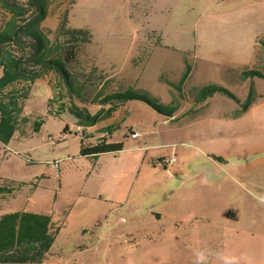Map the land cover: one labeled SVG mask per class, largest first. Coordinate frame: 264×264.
<instances>
[{
  "label": "rangeland",
  "instance_id": "rangeland-1",
  "mask_svg": "<svg viewBox=\"0 0 264 264\" xmlns=\"http://www.w3.org/2000/svg\"><path fill=\"white\" fill-rule=\"evenodd\" d=\"M66 14L92 35L70 64L89 82L92 113L100 91L127 87L164 104L176 95L181 107L173 118L128 101L113 136L125 148L83 156L81 133L97 143L107 130H78L65 109L49 115L53 96L54 109L83 105L52 70L63 100L38 79L23 112L29 122L0 141V184L17 187L1 199L0 216H51L57 233L44 264H194L198 249L210 252L208 264H221L219 253L264 264V77L256 74L264 72V0H54L45 21L51 37ZM188 66L180 92L167 81L179 82ZM205 84L226 91L197 102L194 88ZM132 126L144 136L132 138ZM163 158L176 161L166 168Z\"/></svg>",
  "mask_w": 264,
  "mask_h": 264
},
{
  "label": "trees",
  "instance_id": "trees-1",
  "mask_svg": "<svg viewBox=\"0 0 264 264\" xmlns=\"http://www.w3.org/2000/svg\"><path fill=\"white\" fill-rule=\"evenodd\" d=\"M53 1L0 0V68L3 69L0 77V141L8 144L17 129L22 127L21 122H29V116L23 115V112L33 84L38 79L48 80L52 94L59 93V99L63 100L64 95L57 92L61 80L60 84H55L48 79L52 70L60 75L68 96L83 104L69 105L62 102L54 109L53 103L56 99L53 96L49 100V115L53 117H62L65 109L77 118L79 125L93 126L131 100L142 101L166 116L176 115L181 107L176 95L171 103L164 104L151 97L147 91L135 87L105 94L100 91L91 103L100 105L101 109L92 113L89 110V99L86 97L89 82L82 80L70 67L71 62L77 58L78 45L91 42L92 35L85 28L71 27L66 14L54 38L51 37L45 29V21L51 14ZM258 42L264 48V40L259 39ZM190 73L191 67L188 66L179 82H167L181 92ZM256 74L264 77V72ZM218 91L226 90L217 84L198 86L193 91L194 99L202 102ZM44 122L45 119L40 116L31 123V129L39 132ZM64 131L70 133L68 124ZM81 134L83 156L95 158L100 154L115 153L125 148L123 141L107 142L106 138L97 143H88L91 137L84 132ZM4 185L0 187V192L12 191L15 183L11 181ZM56 233L52 218L47 214L15 211L0 216V262L44 264L52 253Z\"/></svg>",
  "mask_w": 264,
  "mask_h": 264
},
{
  "label": "crops",
  "instance_id": "crops-1",
  "mask_svg": "<svg viewBox=\"0 0 264 264\" xmlns=\"http://www.w3.org/2000/svg\"><path fill=\"white\" fill-rule=\"evenodd\" d=\"M0 23H1V20H0ZM2 69V68H1ZM2 72H3V69H2ZM3 74V73H2ZM126 89V88H125ZM127 103L128 102H126L125 104H123V106H120L119 107V109H117L116 111H114V112H112L110 115H109V117L108 118H106V119H103V120H101V121H99L98 123H96L95 125H93V126H87V127H85V126H83L84 128H86V129H90V130H93V131H95L96 129H98V127H105L106 128V130H107V132H104L103 134H102V137L103 138H106L107 139V142H120V141H115L114 139H113V136H114V134H115V132L118 130V128H115L116 126H115V122L118 120L117 119V117L120 115V113H121V110L122 109H126V107H127ZM176 116H178V114L177 115H175L173 118H176ZM107 121V122H111V123H109L108 125H106V126H101V122L102 121ZM170 121H169V119L167 120H164V123H169ZM70 126V132H71V128H72V126L71 125H69ZM80 127H82V126H79V129L78 130H80ZM133 128H135V127H137V126H132ZM110 128V129H109ZM92 131V132H93ZM142 136H144V135H142ZM142 136H140V137H142ZM140 137H138V138H134V139H139ZM93 138V137H92ZM133 138V137H132ZM91 139V138H90ZM88 141H89V139H88ZM145 148H147V147H142L141 149H145ZM160 160V159H159ZM170 164H165L164 165V167H166V168H168V166H169ZM172 169H173V167H171ZM171 169V170H172ZM173 171V170H172ZM199 175V174H198ZM191 179H193V178H188V179H186L185 181H184V183L187 181V180H191ZM201 180L202 181H204L205 179H203V177H201ZM184 183H183V185H184ZM5 185H1L0 184V187H4ZM17 189V187H15L14 186V189L12 190V191H1L0 192V202H1V199H3V198H5V197H11L12 195H14V191ZM0 206H1V204H0ZM231 220H236V215H232L231 216ZM0 264H38V263H12V262H9V263H5V262H0Z\"/></svg>",
  "mask_w": 264,
  "mask_h": 264
},
{
  "label": "clouds",
  "instance_id": "clouds-1",
  "mask_svg": "<svg viewBox=\"0 0 264 264\" xmlns=\"http://www.w3.org/2000/svg\"><path fill=\"white\" fill-rule=\"evenodd\" d=\"M210 252L207 249H198L194 252V264H208ZM217 259L221 264H239V258L230 254L219 253Z\"/></svg>",
  "mask_w": 264,
  "mask_h": 264
},
{
  "label": "built area",
  "instance_id": "built-area-1",
  "mask_svg": "<svg viewBox=\"0 0 264 264\" xmlns=\"http://www.w3.org/2000/svg\"><path fill=\"white\" fill-rule=\"evenodd\" d=\"M143 135V132L138 129V127L132 128L131 136L133 138H138ZM161 163L165 164H173L176 159L175 158H163L159 160Z\"/></svg>",
  "mask_w": 264,
  "mask_h": 264
}]
</instances>
